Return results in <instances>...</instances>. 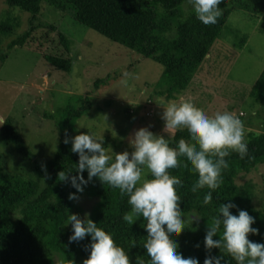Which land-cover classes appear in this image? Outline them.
<instances>
[{
    "label": "trees",
    "instance_id": "obj_1",
    "mask_svg": "<svg viewBox=\"0 0 264 264\" xmlns=\"http://www.w3.org/2000/svg\"><path fill=\"white\" fill-rule=\"evenodd\" d=\"M4 2L11 8L29 13L30 17L21 33L17 32L20 24L15 17L8 13V16L0 19L1 35L11 38L17 34L7 44L6 49L0 51V62L7 58V50L28 46L41 54L53 68L70 74L76 53L74 43H78L72 41L64 29H60L59 21L67 20L73 24V21H76L119 45V52L130 51L162 65L163 74L169 75L175 81L172 84L166 82L163 86L170 94L175 89L184 92L188 87L191 89L196 85H192L191 80L198 69L202 68V62L209 54L213 42L222 38L221 32L218 34V31L231 9L242 10L249 17L258 16L257 31L264 33V0H226L220 5L223 15L216 26L203 25L196 18L192 7L187 11H184V8L182 10L183 3H189V0ZM48 7L58 11L56 23H48L45 20ZM55 38L57 50L47 51V45L54 42ZM245 40L246 35H243L236 43L237 46H244ZM82 42L89 41L84 38ZM155 86L156 83L147 85L161 88L159 85ZM51 91L47 92L51 96L50 101L54 96ZM154 94L162 95L160 92H153L148 94V98L152 99ZM89 96L90 94L84 96L83 101L88 102ZM249 96L264 105V68L251 86ZM55 103L47 106V113H43L55 125L59 136L56 150L46 162L41 163L35 157L15 128L13 119L5 118V123L0 126V145H10L16 155L5 156L4 150H0V264H84L89 255L86 246L90 244V237L69 243L70 222L65 225L68 214L75 213L79 216L82 209L76 207L73 200L68 199L69 193L76 190L57 178V174L62 170L76 175L78 155L71 151L70 143L65 144L64 139L66 135L69 138L72 135L85 104L78 109L70 107L69 104L64 107V113L59 115ZM43 104L46 106L47 103L43 101ZM107 104H110L109 100ZM142 109L146 111L147 107L142 106ZM242 117L243 112L240 119L244 122ZM245 138L248 155L241 159L238 154L231 153L225 158L229 166L222 172L223 184L212 192L211 204L203 203L204 196L209 191L207 188L195 193L191 191L198 179L191 165L169 170L170 174L180 179L183 184V188L177 189L181 200L178 207L186 218L200 216L198 222L193 224L188 223L187 219V227L182 233L171 238V241L178 243V251L184 258L195 257L198 258L199 264H203L207 255H213L223 257L222 264H236L223 250L213 248L211 253H208L204 247L206 231L200 228L201 224L212 223L222 203H235L239 209L246 210L253 216L256 220L253 227L259 229V234H250L248 238L264 244V200L256 199L257 190L253 181L248 180L240 184L235 181L240 173H249L258 165H264V130H245ZM180 139L190 140L187 130L177 131L174 136H169V146L176 148ZM131 151L133 150L130 149L129 153ZM179 161L181 164L187 163L183 157H179ZM42 165H46V172ZM25 169L31 170V175L24 173ZM83 175L87 178V171ZM147 178L152 177L148 175ZM82 195L96 198L86 214L87 218L111 233L115 243L128 253L131 264H140L141 261L149 264V257L144 248L147 240L144 228L146 222L142 217L132 224L124 219L125 215L130 214L128 197L121 196L119 189L103 185L98 179L89 183ZM230 212L238 214L237 209H230ZM219 238V235L213 237ZM197 244L199 247H196Z\"/></svg>",
    "mask_w": 264,
    "mask_h": 264
},
{
    "label": "rangeland",
    "instance_id": "obj_2",
    "mask_svg": "<svg viewBox=\"0 0 264 264\" xmlns=\"http://www.w3.org/2000/svg\"><path fill=\"white\" fill-rule=\"evenodd\" d=\"M183 5L181 7L184 11L192 7L190 3ZM48 9L45 20L56 23L58 11L51 7ZM8 13L19 21L17 32L21 33L27 26L30 14L11 8L4 0H0V19L8 16ZM258 20V16L249 17L242 10L231 9L218 31L222 38L213 42L208 56L202 62V68L198 69L191 80L192 85H196L191 89L188 87L186 92L175 89L172 94L163 86L166 82L172 84L175 81L163 74L162 65L127 52L122 47L126 52H119V45L94 30L76 21L73 24L61 20L60 29H64L70 39L78 43H74L76 48L73 46L76 53L72 72L69 74L56 70L41 54L28 46L7 50V58L0 62V120L7 117L13 119L15 128L41 163L54 154L58 145L57 129L43 115L47 113V106L55 101L59 115L64 113V107L69 104L76 109L85 104L70 137L87 132L102 135L103 146L113 157L124 150H133L130 141L134 132L141 127H147L153 134L168 140V133L163 132L166 130L162 118L163 108L156 106L178 103L183 99L179 100V96L188 98L209 116L225 111L239 116L238 113L243 112L245 130H249V126H246L248 124L254 131L260 132L264 130V105L249 96L251 86L264 68V33L257 31ZM15 35L8 38L0 34V51L6 49ZM243 35H246L244 46H237L236 43ZM84 38L89 42L83 43ZM56 45L55 38L54 42L47 45V51L57 50ZM153 83H156L155 87L159 85L161 88L147 87ZM51 90L54 96L50 101L51 96L47 92ZM153 92L162 95L154 94L150 101L148 94ZM88 94L90 100L84 102L83 98ZM108 100L110 104H107ZM43 101L47 103L46 106ZM149 102L151 105L155 102V108L146 114L142 106ZM0 150H4L5 156L16 157L10 145H0ZM24 171L31 175V170ZM248 180L256 184V199L263 201L264 165H258L249 173H240L235 181L240 184ZM77 195L79 199L74 204L82 209L79 217L84 219L96 198ZM210 224L203 222L200 228L207 231ZM68 231L71 234V223Z\"/></svg>",
    "mask_w": 264,
    "mask_h": 264
},
{
    "label": "clouds",
    "instance_id": "obj_3",
    "mask_svg": "<svg viewBox=\"0 0 264 264\" xmlns=\"http://www.w3.org/2000/svg\"><path fill=\"white\" fill-rule=\"evenodd\" d=\"M225 2L189 0L196 18L205 26L217 25L223 15L220 5ZM162 118L168 133L174 136L177 131L187 130L190 140L180 139L177 147L173 148L164 136L141 127L130 141L133 151L116 153L113 157L103 146L102 135L89 132L70 138L66 135L64 143H70L71 151L78 155L76 175L62 170L57 178L76 190L69 193V200H78L77 194L82 195L94 179L119 189L121 196H127L130 214L124 219L132 224L142 217L146 222L144 248L149 264H199L198 258H184L178 251V243L171 241L187 226L186 218H182L185 215L178 207L181 200L177 189L183 188V184L169 170L191 165L198 176L191 191L195 193L207 188L209 191L203 203L211 204L212 192L223 184L222 172L229 166L225 158L231 153L238 154L241 159L248 155L245 125L238 116L227 111L209 116L186 99L168 104ZM4 123L0 120V126ZM179 157L187 163L181 164ZM41 167L46 172V165ZM85 171L87 178L83 175ZM148 175L152 178L148 179ZM230 209H237L238 214H232ZM199 217L187 218L188 223L198 222ZM69 222L72 228L69 243L90 237V244L86 246L89 255L84 264H131L128 253L115 243L111 233L98 227L92 219L87 216L81 219L72 213L68 214L65 225ZM255 223V218L235 203H222L204 237L206 252L211 253L213 248H218L230 255L236 264H264V244L248 238L250 234H259V229L253 227ZM221 232L219 239H213ZM222 259L207 255L203 264H222Z\"/></svg>",
    "mask_w": 264,
    "mask_h": 264
},
{
    "label": "crops",
    "instance_id": "obj_4",
    "mask_svg": "<svg viewBox=\"0 0 264 264\" xmlns=\"http://www.w3.org/2000/svg\"><path fill=\"white\" fill-rule=\"evenodd\" d=\"M208 56V55H207ZM206 56V57H207ZM186 92V91H185ZM184 95H185V93H183ZM182 94V95H183ZM184 99V97L183 96H179L178 97V99L180 100V99ZM188 98H186V100H187ZM150 101H151V99H150ZM154 103L155 102H153V105H154ZM158 103V102H157ZM179 103V102H178ZM170 104V103H169ZM153 105H151V103L149 102L148 104H146L145 106L147 107V110H146V114H147V112H149L151 109L153 110V108H155ZM153 106V107H152ZM168 106V104L167 105H162V104H158L156 107H161V108H163V111H164V108H166ZM198 109H200L198 106H196ZM202 108V107H201ZM203 111V110H202ZM143 112H145V109L143 110ZM204 112V111H203ZM246 126H249V129H252V126H250V125H248V124H246ZM163 132H166V133H168V131L167 130H164ZM168 135L170 136V137H172L173 135H171L170 133H168Z\"/></svg>",
    "mask_w": 264,
    "mask_h": 264
},
{
    "label": "built area",
    "instance_id": "obj_5",
    "mask_svg": "<svg viewBox=\"0 0 264 264\" xmlns=\"http://www.w3.org/2000/svg\"><path fill=\"white\" fill-rule=\"evenodd\" d=\"M241 116H242V112L239 113V116L238 117L240 118Z\"/></svg>",
    "mask_w": 264,
    "mask_h": 264
}]
</instances>
